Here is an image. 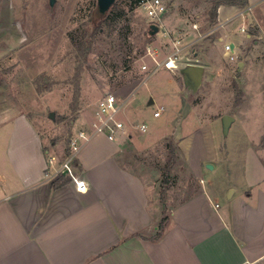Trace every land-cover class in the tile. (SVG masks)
<instances>
[{
    "label": "rangeland",
    "instance_id": "1",
    "mask_svg": "<svg viewBox=\"0 0 264 264\" xmlns=\"http://www.w3.org/2000/svg\"><path fill=\"white\" fill-rule=\"evenodd\" d=\"M209 1H167L165 26L173 34L182 26L198 37L187 39L174 69L156 70L148 48L163 61L172 46L162 30L150 36L148 19L139 8L130 10L129 0H116L117 21L102 17L97 0H54L52 7L50 0H0V152L20 118L63 158L72 137L94 121L101 98L113 93L123 103L118 119L133 126V145L121 163L157 185L159 200L160 181L172 164L165 204L159 202L164 212L200 186L219 190L229 180L228 168L249 160L250 150L264 160V36L242 41L233 59L223 43L216 45L221 34L248 35L256 28L255 13L264 33V8L216 30ZM190 63L205 67L197 90L185 85L181 73ZM225 116L232 119L227 127ZM142 123L145 133L137 128Z\"/></svg>",
    "mask_w": 264,
    "mask_h": 264
},
{
    "label": "crops",
    "instance_id": "2",
    "mask_svg": "<svg viewBox=\"0 0 264 264\" xmlns=\"http://www.w3.org/2000/svg\"><path fill=\"white\" fill-rule=\"evenodd\" d=\"M263 4L249 0L245 9L219 7L216 30ZM252 18L262 40L261 18L256 13ZM179 27L174 31L188 32ZM189 34L185 47L197 42V33ZM249 37L221 34L216 45L233 44L237 56ZM12 123L0 152V264H264V160L256 151L228 168L229 180L219 190L200 186L164 212L158 186L121 163L133 145L132 123L128 135L116 141L95 135L83 143L73 166L88 185L86 192L64 175L55 185L59 176L51 174L65 156L51 153L26 120ZM51 157L56 165H49ZM162 219L163 231L155 238Z\"/></svg>",
    "mask_w": 264,
    "mask_h": 264
},
{
    "label": "built area",
    "instance_id": "3",
    "mask_svg": "<svg viewBox=\"0 0 264 264\" xmlns=\"http://www.w3.org/2000/svg\"><path fill=\"white\" fill-rule=\"evenodd\" d=\"M138 7L146 18L149 21V26L155 24L159 27V30H162V34L167 38L172 46V52L167 56L163 61H158L154 57V51L151 50V47L148 48L147 53L153 56L155 63L154 69L165 68L167 70H172L177 66L181 55L185 49L184 39L187 36V31L184 29H179L174 34L165 26V18L169 12L168 4L165 0H137ZM193 30H198V25L194 23L192 25ZM243 33L246 32L245 28H242ZM225 53L228 54L231 59L234 58V52L232 44L226 43L224 46ZM188 65H199L190 63ZM143 70H147L148 66L144 65ZM123 103L121 100L113 93H108L104 95L99 101L98 109L95 113L94 121L88 126V128H82L79 130L70 140L69 143V154L65 155L64 161L58 163L59 168L56 170L54 175L51 174V177L55 176H68L71 178L72 182L75 183L76 188L79 192H86L88 190V185L82 179H80L74 171L73 162L76 155L80 151L84 142L89 141L93 136L103 134L110 141H116L120 136H126L129 132V127L118 119V113L122 109ZM162 110L156 111L154 117H160ZM138 130L142 133L147 132L148 125L142 123L137 126ZM57 164V158L51 157L49 159V165L53 166Z\"/></svg>",
    "mask_w": 264,
    "mask_h": 264
},
{
    "label": "trees",
    "instance_id": "4",
    "mask_svg": "<svg viewBox=\"0 0 264 264\" xmlns=\"http://www.w3.org/2000/svg\"><path fill=\"white\" fill-rule=\"evenodd\" d=\"M130 1V10H133L134 8L138 7V1L137 0H129ZM211 4H212V7H211V11H210V21H211V24L212 26H216L218 25V22H217V15H218V9L219 7L221 6H233V7H239L241 9H245L249 6V0H210L209 1ZM113 9L112 11H110L109 14H105V16L102 15V17H106V19L110 20V21H117L118 18H119V14H116V9L119 8V4L118 3H115L113 6ZM123 10V9H122ZM258 34V30L256 28H252L250 30V33L249 35L250 36H256ZM153 37V36H151ZM67 154H69V149L67 150ZM171 166L172 164L170 165V167L168 168H165L164 170V173H163V179L160 181V187H161V200H163V203H164V193H165V190L167 189V187L170 185L171 183V180H170V169H171ZM65 180V177L63 175H60L59 178L53 182L55 185L57 184H60L59 181L61 182H64ZM164 222H165V219H162L158 225V230L155 234V238H158L161 236V233L163 231V228H164Z\"/></svg>",
    "mask_w": 264,
    "mask_h": 264
},
{
    "label": "water",
    "instance_id": "5",
    "mask_svg": "<svg viewBox=\"0 0 264 264\" xmlns=\"http://www.w3.org/2000/svg\"><path fill=\"white\" fill-rule=\"evenodd\" d=\"M98 1V8L100 14L105 15L109 10L112 8V6L115 4L116 0H97ZM54 5V0H50V6L52 7ZM150 36H154L159 32V27L155 24H151L149 26ZM234 45L232 44V48ZM242 64H240L241 66ZM184 83L186 86L190 87L193 90L199 89V87L203 83V78L205 74V67L202 65H187L185 68L181 70ZM52 119L54 118V114L51 113L50 116ZM231 118L229 116L224 117V122L226 124V127L231 122ZM208 168L213 169V166L208 165ZM233 191L231 190L229 193V197H231Z\"/></svg>",
    "mask_w": 264,
    "mask_h": 264
}]
</instances>
